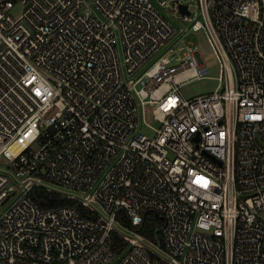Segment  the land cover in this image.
<instances>
[{"label":"built area","instance_id":"obj_1","mask_svg":"<svg viewBox=\"0 0 264 264\" xmlns=\"http://www.w3.org/2000/svg\"><path fill=\"white\" fill-rule=\"evenodd\" d=\"M0 264H264V0H0Z\"/></svg>","mask_w":264,"mask_h":264},{"label":"trees","instance_id":"obj_2","mask_svg":"<svg viewBox=\"0 0 264 264\" xmlns=\"http://www.w3.org/2000/svg\"><path fill=\"white\" fill-rule=\"evenodd\" d=\"M27 197L39 208V209H51L57 206L68 205L78 212V214L87 219H94L92 213L84 208L77 202L67 200L66 198L57 194L47 192L41 188H32ZM115 220L122 227L134 231L139 234L144 240L151 244H155L158 247L162 246V239L160 234L161 220L155 217L151 213L143 214L140 218V223L136 227H132L130 220L125 217L122 212L115 215ZM110 249L118 253L124 246V242L120 236L114 232H110Z\"/></svg>","mask_w":264,"mask_h":264},{"label":"rangeland","instance_id":"obj_3","mask_svg":"<svg viewBox=\"0 0 264 264\" xmlns=\"http://www.w3.org/2000/svg\"><path fill=\"white\" fill-rule=\"evenodd\" d=\"M20 7L15 6L11 10V14L16 16L19 13ZM185 41L191 42L197 49L198 55L201 59L202 66L206 69V75L204 79L193 81L184 87L179 89V95L181 98L187 100L201 95H207L212 93L217 87L218 77V65L210 51L201 31L191 33L189 32L188 37ZM144 121L151 127H156V124L151 119L150 108L145 107L143 110ZM142 135L150 136L151 132L144 129Z\"/></svg>","mask_w":264,"mask_h":264},{"label":"water","instance_id":"obj_4","mask_svg":"<svg viewBox=\"0 0 264 264\" xmlns=\"http://www.w3.org/2000/svg\"><path fill=\"white\" fill-rule=\"evenodd\" d=\"M179 11H180V13L181 14H184V15H186L187 13H186V9H185V7H179Z\"/></svg>","mask_w":264,"mask_h":264}]
</instances>
